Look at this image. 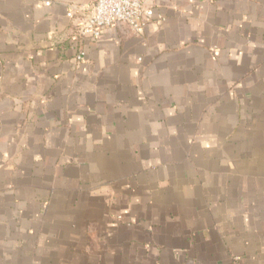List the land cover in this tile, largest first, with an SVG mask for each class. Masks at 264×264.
<instances>
[{"label": "crops", "instance_id": "0c3cea01", "mask_svg": "<svg viewBox=\"0 0 264 264\" xmlns=\"http://www.w3.org/2000/svg\"><path fill=\"white\" fill-rule=\"evenodd\" d=\"M89 1L0 0V264H264V0Z\"/></svg>", "mask_w": 264, "mask_h": 264}, {"label": "built area", "instance_id": "2783aa9c", "mask_svg": "<svg viewBox=\"0 0 264 264\" xmlns=\"http://www.w3.org/2000/svg\"><path fill=\"white\" fill-rule=\"evenodd\" d=\"M50 4V1L46 2L47 6ZM76 13L84 16L77 36L92 40L99 38L105 29L121 25L134 34H141L155 17L153 8L147 6L145 0H90L87 4L70 6L67 17L74 18ZM76 58L83 61L85 52H80Z\"/></svg>", "mask_w": 264, "mask_h": 264}]
</instances>
